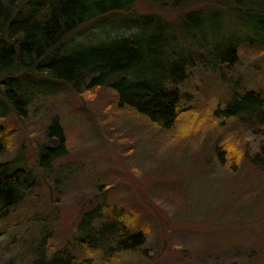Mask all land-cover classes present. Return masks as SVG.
<instances>
[{"label": "rangeland", "instance_id": "rangeland-1", "mask_svg": "<svg viewBox=\"0 0 264 264\" xmlns=\"http://www.w3.org/2000/svg\"><path fill=\"white\" fill-rule=\"evenodd\" d=\"M233 2L138 0L81 23L43 57L133 30L156 50L136 76L147 68L161 75L165 68L178 77L173 55L186 58L179 87L188 98L168 130L119 105L108 85L76 89L34 70L5 74L11 85L0 86V123L11 135L0 162L24 167L35 186L0 220V264H51L63 250L74 264L84 258L89 264H264V128L255 118L211 112L242 90L264 88V41L239 42L235 63L226 64L228 40L252 36ZM187 12L201 22L187 21ZM142 16L151 21L140 24ZM214 17L218 23L210 27ZM54 117L66 152L42 168L40 148L58 143L48 138ZM100 202L127 210L143 244L107 250L109 257L96 248L76 249L82 213ZM64 254L57 263L65 262Z\"/></svg>", "mask_w": 264, "mask_h": 264}, {"label": "trees", "instance_id": "trees-1", "mask_svg": "<svg viewBox=\"0 0 264 264\" xmlns=\"http://www.w3.org/2000/svg\"><path fill=\"white\" fill-rule=\"evenodd\" d=\"M136 1L138 0H0V86L11 85L10 81H5L10 80L5 77L6 73L8 77H12L17 72L32 70L70 83L76 89L81 85H108L116 92L119 105L133 108L152 124L168 130L182 116L181 102L188 98L187 93L179 87L186 79V58L170 54L171 58L174 56L172 63H176L175 68L178 67L181 71L178 77L173 74L174 71L168 72L165 68H161V75H156V70L147 68L136 76L137 73L134 72L146 68L147 55L155 54L156 50L153 42L132 30L129 36L83 43L66 53H53L42 60L68 32L81 23L119 11ZM233 3L237 20L245 30L251 31L252 36L239 35L228 40V66L236 61L239 42L262 44L264 41V0H234ZM184 18L189 22H201L200 16L195 12H187ZM148 19L142 16L140 24L143 20L146 24ZM211 20L210 27L218 23L216 17ZM156 39L164 38L157 36ZM10 97L16 105L19 104V99H14L13 94ZM211 112L216 117L255 118L264 128V88L242 90L241 93L234 94L224 108H215ZM187 113L193 114V111ZM10 135L11 132L0 123V147L6 145ZM48 138H55L58 143L54 147L45 144L40 148L39 166L42 168L49 165L53 158L66 152V137L57 117L52 119L48 127ZM229 147L234 149L230 144ZM235 152L233 155L238 159L240 153ZM34 186L35 181L24 167L16 166L12 161L0 162V220L18 208L25 194ZM132 223L127 210L100 202L82 213L72 242L84 254L92 252L91 248L102 251V256L108 257L111 254L107 255V250H132L144 242L142 231L132 232ZM64 251H58L50 263L74 264L73 258L64 254ZM61 254L66 256L65 262L57 263L56 258ZM88 261L84 258L76 264H89ZM35 264L42 263L35 261Z\"/></svg>", "mask_w": 264, "mask_h": 264}]
</instances>
